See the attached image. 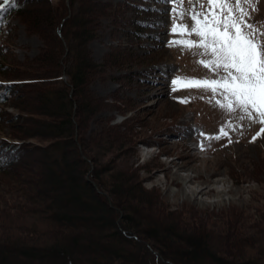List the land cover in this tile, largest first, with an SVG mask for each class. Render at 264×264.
I'll return each instance as SVG.
<instances>
[{
  "label": "trees",
  "instance_id": "obj_1",
  "mask_svg": "<svg viewBox=\"0 0 264 264\" xmlns=\"http://www.w3.org/2000/svg\"><path fill=\"white\" fill-rule=\"evenodd\" d=\"M68 2L16 0L0 11V127L8 129L0 133V264H147L144 252L158 264H264L261 216L232 208L222 226L206 235L137 218L135 201L141 205L143 196L129 185L133 177L119 168V174L109 175L102 163L112 154L110 147L124 146L122 140L109 141L100 133L86 137L82 126L96 112L83 90L89 92L105 65L92 61L86 44L101 19L117 20L118 4ZM77 16L94 22L79 26ZM15 19L42 40L33 59L17 62L7 56ZM96 149L105 154L92 158ZM36 161L42 167L33 171L29 165ZM92 162L98 175L89 172ZM175 240L182 249L167 252Z\"/></svg>",
  "mask_w": 264,
  "mask_h": 264
},
{
  "label": "rangeland",
  "instance_id": "obj_2",
  "mask_svg": "<svg viewBox=\"0 0 264 264\" xmlns=\"http://www.w3.org/2000/svg\"><path fill=\"white\" fill-rule=\"evenodd\" d=\"M100 1L118 4L119 14L117 20L101 19V25L94 27L95 37L86 44L92 61L105 65L88 85L89 92L83 90V96L92 101L89 108L96 112L82 126L86 137L100 133L109 141L122 140L123 147L109 148L112 154L102 160L107 169L103 170L116 176L119 168L133 177L129 185L135 184L143 196L141 205L135 201L141 208L137 210V218L206 235L215 226H222L223 215L238 208L258 220L261 216L264 225V133L256 136L261 125L224 113L215 106V99L222 97L217 95L214 99L210 91L202 88L171 91V79L177 76L212 75L198 63L199 57L180 47L168 46L169 41L179 38L170 35L171 4L160 0ZM256 5L258 10L252 16L259 23L264 21V0H256ZM75 19L79 26L93 21L81 16ZM11 24L15 28L7 56L17 62L35 58L43 47L42 40L27 33L16 19ZM60 24L62 29L64 21ZM59 38L65 46L63 37ZM60 78L66 83L65 75ZM181 98L189 102L180 103ZM97 103L100 108H94ZM37 104L32 101V105ZM7 111L16 114L15 109ZM230 124L234 131L227 128ZM107 126L114 128L109 130ZM221 127L226 128L231 142L228 137L206 139L219 135ZM7 132V128L0 127V133ZM102 147L108 150L109 146ZM105 150L91 152L92 158H101ZM41 167L37 161L29 165L33 171ZM97 167L92 162L89 172L97 174ZM147 201L146 209L142 205ZM111 213L107 211V215ZM180 246V242L169 241L167 252L182 249ZM208 246L212 249L210 242ZM141 255L147 264H158L148 252ZM165 257L168 260L172 256Z\"/></svg>",
  "mask_w": 264,
  "mask_h": 264
},
{
  "label": "snow or ice",
  "instance_id": "obj_3",
  "mask_svg": "<svg viewBox=\"0 0 264 264\" xmlns=\"http://www.w3.org/2000/svg\"><path fill=\"white\" fill-rule=\"evenodd\" d=\"M16 0H0L3 5L15 6ZM171 4L170 35L179 37L168 46L180 47L212 74L204 77L177 76L171 79V91L202 88L211 92L215 106L237 120L247 118L252 125H261L264 133V21H254L256 0H160ZM198 5V7H197ZM168 14V13H162ZM180 103H188L181 98ZM233 131L235 127L228 125ZM219 135L206 139L231 137L225 127ZM256 137H253V142ZM204 145H201L203 149Z\"/></svg>",
  "mask_w": 264,
  "mask_h": 264
}]
</instances>
